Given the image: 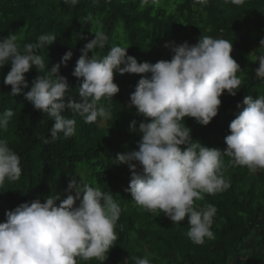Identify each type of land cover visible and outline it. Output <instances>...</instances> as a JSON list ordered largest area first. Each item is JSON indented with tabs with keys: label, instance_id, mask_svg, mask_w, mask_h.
Here are the masks:
<instances>
[{
	"label": "trees",
	"instance_id": "obj_1",
	"mask_svg": "<svg viewBox=\"0 0 264 264\" xmlns=\"http://www.w3.org/2000/svg\"><path fill=\"white\" fill-rule=\"evenodd\" d=\"M89 16L92 21L86 20ZM97 30L108 37L107 46L98 49V55H107L112 46L119 45L129 48L128 55L140 63L171 60L173 53L164 47L170 42L195 45L204 35L233 43L232 56L242 70L237 73L242 89L235 97L225 92L218 116L208 126L194 118L184 121L193 141L206 147L225 150L229 125L241 110L237 105H243L247 96L255 100L264 95V79H257L259 64L254 62L264 54V49H259L264 40V0H245L243 5L230 0H156L155 4L149 0L143 7L141 0H78L75 5L71 0H0V39L15 34L23 49L26 43H36L42 34L55 35L53 45L39 50L48 71L72 52L67 67L61 64L60 75L67 79L68 96L78 103L82 80L73 76V71L81 49L95 38ZM10 70V65L0 69V114L11 109L14 115L7 130H0V139L7 140L19 155L22 174L19 180L6 181L0 187V223L6 222L8 211L23 203L36 199L44 203L47 197L56 195L66 198L68 184L74 178L112 192L122 208L115 228L117 239L108 258L106 254L105 260L79 264H136L137 258L146 256L151 264H264V170L252 172L247 167L232 166L230 158H224V178L230 187L205 194L196 202L198 208L211 204L217 209L211 229L215 238L206 239L202 245L188 238L187 218L174 224L163 213L139 206L126 191L131 171L127 165L117 166L114 160L118 153L138 150L140 135L131 131V125L136 122L138 129L145 117L135 106L130 107V98L140 75L115 74L114 83L120 91L113 100L102 101L113 113L111 120L104 121L105 128L99 120L89 124L75 116V135L65 138L59 133L53 141L54 120L35 110L23 95L10 94L11 87L4 84ZM40 75L33 68L26 79L31 85ZM147 75L150 78L151 74ZM64 115L72 117L71 112Z\"/></svg>",
	"mask_w": 264,
	"mask_h": 264
},
{
	"label": "clouds",
	"instance_id": "obj_2",
	"mask_svg": "<svg viewBox=\"0 0 264 264\" xmlns=\"http://www.w3.org/2000/svg\"><path fill=\"white\" fill-rule=\"evenodd\" d=\"M151 2L155 4L156 0ZM230 2L243 5L245 0ZM77 3L78 0H71L72 5ZM148 3L149 0H141L142 7ZM94 36L81 49L73 71V76L82 80L78 89L81 102L68 96L67 79L60 75L61 64L67 67L72 52H67L51 71L39 54L40 49L55 43L53 34H42L36 43H26L23 49L15 34L0 39V69L8 65L11 68L4 84L11 87L12 96L23 95L35 110L54 120V141L59 133L65 138L75 135V116L89 124L111 120V107L102 101L113 100L120 91L114 83L115 74L140 75L130 98V107L135 106L138 114L145 117L138 129L136 122L131 125V131L140 135L138 150L118 153L114 160L117 166L127 165L131 171L126 191L139 206L163 213L174 224L187 218V236L194 244L214 239L211 229L217 209L211 204L198 208L196 202L203 200L205 194L230 187L224 178L225 157L230 158L232 166L247 167L252 172L264 170V95L255 100L247 96L243 105H237L241 110L229 125L225 150L206 147L193 141L191 129L184 121L194 118L200 125L208 126L218 116L225 92L235 97L242 89V79L237 75L242 70L233 59V43L204 35L195 45L166 43L164 47L173 53L171 60L152 64L138 62L128 55L129 48L119 45L101 57L97 50L105 49L108 37L99 30ZM259 49H264V40ZM254 62L259 64L255 75L264 78V54ZM33 68L42 75L30 85L26 74ZM66 112H71L72 117L64 115ZM13 115L11 109L0 114V130H7ZM181 146L187 147L182 150ZM21 174L19 155L7 140L0 139V187L6 181L19 180ZM67 193L64 199L60 195L49 196L44 203L36 199L6 213V222L0 223V264H79L91 259L105 260L106 254L108 258L117 239L120 204L112 192L81 184L74 178ZM136 264L151 261L146 256L137 258Z\"/></svg>",
	"mask_w": 264,
	"mask_h": 264
},
{
	"label": "rangeland",
	"instance_id": "obj_3",
	"mask_svg": "<svg viewBox=\"0 0 264 264\" xmlns=\"http://www.w3.org/2000/svg\"><path fill=\"white\" fill-rule=\"evenodd\" d=\"M100 125H101L102 128L106 127V123L105 122H102Z\"/></svg>",
	"mask_w": 264,
	"mask_h": 264
},
{
	"label": "built area",
	"instance_id": "obj_4",
	"mask_svg": "<svg viewBox=\"0 0 264 264\" xmlns=\"http://www.w3.org/2000/svg\"><path fill=\"white\" fill-rule=\"evenodd\" d=\"M257 79H259V80H263L264 78H258V77H257Z\"/></svg>",
	"mask_w": 264,
	"mask_h": 264
}]
</instances>
